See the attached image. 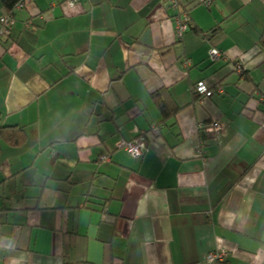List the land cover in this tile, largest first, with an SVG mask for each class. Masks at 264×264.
Listing matches in <instances>:
<instances>
[{
    "label": "crops",
    "instance_id": "0c3cea01",
    "mask_svg": "<svg viewBox=\"0 0 264 264\" xmlns=\"http://www.w3.org/2000/svg\"><path fill=\"white\" fill-rule=\"evenodd\" d=\"M176 2L0 0V264H264V0Z\"/></svg>",
    "mask_w": 264,
    "mask_h": 264
},
{
    "label": "built area",
    "instance_id": "2783aa9c",
    "mask_svg": "<svg viewBox=\"0 0 264 264\" xmlns=\"http://www.w3.org/2000/svg\"><path fill=\"white\" fill-rule=\"evenodd\" d=\"M75 2V0H68V3L72 5ZM201 3L204 5H209L210 0H200ZM23 5L22 1L18 2L16 4V7H21ZM171 6L173 7H178V3L176 0H171ZM188 16L187 15H181L176 17L175 21V33L176 37L180 38L183 34V32L187 29V24H188ZM12 23V17L9 15L1 16L0 17V36H4L5 34L8 33V27ZM222 55L221 51L217 48H212L209 52V56L212 60H216L220 58ZM238 71L242 70V64L237 63L236 65ZM194 91L198 92L200 94L204 93H209L212 94L213 91L209 90L207 87H205L202 84H197L194 87ZM215 92H222V87L217 86L215 89ZM205 132L211 134L212 136H217L221 131H222V126L217 123V122H211L208 124H205L202 126ZM154 131L157 132L156 128H153ZM116 146L118 148L124 149L130 156L134 158H139L142 156L144 150H145V136L144 133H140L136 137L130 139V140H125V139H119L116 143ZM103 159H107V157H102ZM227 252L225 250H216V251H211L208 252L204 259L209 262H222L226 260Z\"/></svg>",
    "mask_w": 264,
    "mask_h": 264
},
{
    "label": "trees",
    "instance_id": "16d2710c",
    "mask_svg": "<svg viewBox=\"0 0 264 264\" xmlns=\"http://www.w3.org/2000/svg\"><path fill=\"white\" fill-rule=\"evenodd\" d=\"M22 0H1L3 6L8 10V12H13L16 8V4ZM154 101L163 116V121L173 117L176 112L175 106H170L172 101L170 100V95L166 91H157L153 94ZM169 101V102H168ZM170 104V105H169ZM7 136V140L13 144L16 139L19 141L23 138V132L21 129H16L15 127H0V136Z\"/></svg>",
    "mask_w": 264,
    "mask_h": 264
}]
</instances>
